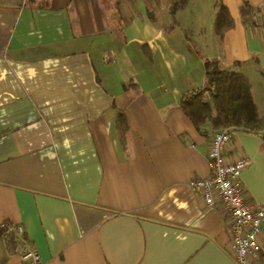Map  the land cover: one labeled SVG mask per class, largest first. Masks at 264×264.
Masks as SVG:
<instances>
[{
    "label": "crops",
    "instance_id": "1",
    "mask_svg": "<svg viewBox=\"0 0 264 264\" xmlns=\"http://www.w3.org/2000/svg\"><path fill=\"white\" fill-rule=\"evenodd\" d=\"M167 1L0 0V223L23 225L41 264H238L223 215L188 186L210 174L213 130L178 103L205 84L200 51L244 73L264 115V0H223V40L215 1L206 54L203 30L160 15ZM226 155L249 159L242 184L264 206V131L235 129ZM7 240L0 264H26Z\"/></svg>",
    "mask_w": 264,
    "mask_h": 264
},
{
    "label": "trees",
    "instance_id": "2",
    "mask_svg": "<svg viewBox=\"0 0 264 264\" xmlns=\"http://www.w3.org/2000/svg\"><path fill=\"white\" fill-rule=\"evenodd\" d=\"M188 0H171L169 12L174 24L178 22L177 13L186 7ZM243 22L248 23L254 9L247 1L240 8ZM151 22H157L155 12H147ZM235 22L228 7L223 0H216V14L214 29L216 35L223 40L225 34L233 29ZM147 56L151 53L143 46ZM205 61V84L194 91L184 94L179 103V108L192 120L197 130L205 135V127L210 125L213 132L225 127L243 128L252 134H260L264 131V115H260L257 104L253 98L252 85L247 76L241 71L227 68L222 60L215 57L203 56ZM135 84H127L129 90ZM132 92L133 97L139 94ZM118 137L121 145L126 146L129 126L124 113H119L117 118ZM10 252L15 253L19 249V241L13 234L7 238Z\"/></svg>",
    "mask_w": 264,
    "mask_h": 264
},
{
    "label": "built area",
    "instance_id": "3",
    "mask_svg": "<svg viewBox=\"0 0 264 264\" xmlns=\"http://www.w3.org/2000/svg\"><path fill=\"white\" fill-rule=\"evenodd\" d=\"M236 128L225 127L210 137V174L192 178L188 186L197 192L205 207H214L223 215L229 234L231 252L238 264H253L261 258L264 238V206L247 196L242 173L250 161L226 155ZM13 233L20 243V255L26 264H41L40 254L32 249L22 224L0 223V238Z\"/></svg>",
    "mask_w": 264,
    "mask_h": 264
},
{
    "label": "rangeland",
    "instance_id": "4",
    "mask_svg": "<svg viewBox=\"0 0 264 264\" xmlns=\"http://www.w3.org/2000/svg\"><path fill=\"white\" fill-rule=\"evenodd\" d=\"M216 0H188V4L185 8L180 10L177 14L179 22H181L184 27L190 31V27L193 25L198 29L203 30L200 36H195V42L197 47L204 54L212 51V44L209 42V36L207 34L206 28L209 29V20L213 12L214 2ZM170 0L167 3H162L160 5L159 13L164 16L165 14L169 17L171 14L169 12ZM214 15V14H213ZM165 19H167L165 17ZM209 46V50L206 49Z\"/></svg>",
    "mask_w": 264,
    "mask_h": 264
}]
</instances>
